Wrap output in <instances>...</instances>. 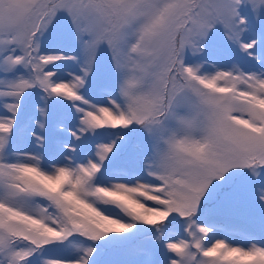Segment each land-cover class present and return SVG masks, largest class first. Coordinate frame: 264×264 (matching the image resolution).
Instances as JSON below:
<instances>
[{
  "label": "snow or ice",
  "instance_id": "snow-or-ice-1",
  "mask_svg": "<svg viewBox=\"0 0 264 264\" xmlns=\"http://www.w3.org/2000/svg\"><path fill=\"white\" fill-rule=\"evenodd\" d=\"M0 264H264V0H0Z\"/></svg>",
  "mask_w": 264,
  "mask_h": 264
}]
</instances>
